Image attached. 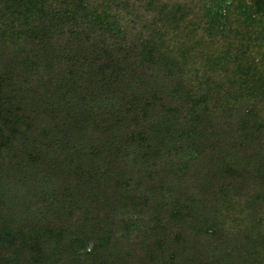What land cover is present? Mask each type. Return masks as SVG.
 <instances>
[{"label": "trees", "instance_id": "1", "mask_svg": "<svg viewBox=\"0 0 264 264\" xmlns=\"http://www.w3.org/2000/svg\"><path fill=\"white\" fill-rule=\"evenodd\" d=\"M186 1L0 0V264H264V80Z\"/></svg>", "mask_w": 264, "mask_h": 264}, {"label": "rangeland", "instance_id": "2", "mask_svg": "<svg viewBox=\"0 0 264 264\" xmlns=\"http://www.w3.org/2000/svg\"><path fill=\"white\" fill-rule=\"evenodd\" d=\"M187 1L183 4L186 5ZM202 1L203 13L192 19L183 41L186 43L204 41L210 50L225 54L234 66V71L240 74L241 78L238 77L240 85L245 79L253 76H259L264 80V19L249 14L251 11L247 6L250 0ZM232 79L237 80L235 77ZM212 171L209 160L180 166L174 193L177 192L178 196L201 195L206 189L205 183L211 182L209 180L212 179ZM159 177L162 178L161 174ZM126 230L127 234L130 231L134 232L132 228L130 231ZM92 247L94 244L89 246L88 251Z\"/></svg>", "mask_w": 264, "mask_h": 264}]
</instances>
